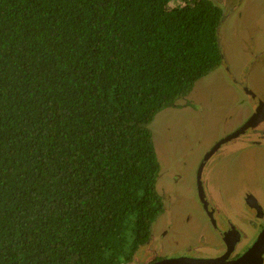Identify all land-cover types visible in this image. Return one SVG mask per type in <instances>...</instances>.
Returning a JSON list of instances; mask_svg holds the SVG:
<instances>
[{"label":"trees","instance_id":"1","mask_svg":"<svg viewBox=\"0 0 264 264\" xmlns=\"http://www.w3.org/2000/svg\"><path fill=\"white\" fill-rule=\"evenodd\" d=\"M224 17L0 0V264L133 263L165 210L150 123L224 61Z\"/></svg>","mask_w":264,"mask_h":264},{"label":"rangeland","instance_id":"2","mask_svg":"<svg viewBox=\"0 0 264 264\" xmlns=\"http://www.w3.org/2000/svg\"><path fill=\"white\" fill-rule=\"evenodd\" d=\"M214 1L226 14L219 28L224 61L196 81L183 99L158 112L150 123L161 164L158 190L167 197L166 210L156 222L151 240L166 230L157 243L162 254L171 258L182 254L190 238L197 242L203 235L208 243L219 241L197 200V164L211 146L238 128L254 110L251 106L256 102L241 90L242 84L264 100V0ZM245 60L248 65L244 69ZM213 159L203 170L202 178L214 191L220 207L228 210L229 217L239 216L241 220L245 216L246 192H251L264 208V119L221 145ZM177 173L181 177L178 182ZM177 196L179 200L175 201ZM174 212L178 215L168 218ZM183 212L190 217L181 222ZM197 244L205 249L202 243ZM140 251L137 260L144 256Z\"/></svg>","mask_w":264,"mask_h":264},{"label":"flooded vegetation","instance_id":"3","mask_svg":"<svg viewBox=\"0 0 264 264\" xmlns=\"http://www.w3.org/2000/svg\"><path fill=\"white\" fill-rule=\"evenodd\" d=\"M225 18H226V14H225ZM224 58H225V54H224ZM247 62L248 61L246 60L244 61V65H243L244 69L246 68V65H248ZM241 86H242L241 90L245 91L246 92L245 94L247 96H250L253 98V100H255L256 102L255 106H253V108L251 106V109L255 110V108L259 104V101L263 100L262 97H260L252 88L250 89L248 85L246 86L242 84ZM254 110L252 111V113L254 112ZM250 115L246 118V120L250 117ZM255 126L246 129L243 133L247 132V130L251 128H254ZM256 131L257 130H255V132ZM237 137H234L228 141L234 140ZM217 142L209 148V150L206 152V154L197 164V170L195 176V190L197 194V200L202 209V212L206 216V219L208 220L210 227L216 231V235H219V241L217 243L209 241L208 243V241H205L203 239L204 238L203 235H199L197 242L202 243L205 246L204 247L205 249H202L198 247L196 239L194 240V238H190L189 239L190 244L187 245L185 248H183V250L180 252L182 254H180L179 256H174L172 258L180 257L191 260V259H214V258L222 257L223 260L221 261V264H238V259H240L247 251L250 250V248L253 246V244L255 243L257 238L261 235L264 229V208L262 207L263 205L256 199V197L251 192H246L244 194V202L246 203L247 212L245 213V216L241 220H238L240 219L239 216H237L238 219L229 217L230 215H227L228 210H223V208L220 207L219 203H217L216 200L214 199L215 197L214 191L208 187L207 181L204 178H202L203 170L206 168L208 164H210L209 161L214 160L213 157L216 155L221 145L224 144L223 143L216 148L215 145L217 144ZM199 168H201V172L198 177ZM178 176L180 177L179 173H177V177H176L177 182L179 181ZM175 193H176L175 195H179V192H175ZM162 195L166 203L167 197L164 196V194ZM178 197L179 196L174 197V200L175 201L179 200ZM175 201H172V203H175ZM177 205L179 207V204ZM175 214L178 215L176 212H174L173 214H169L168 218L175 216ZM182 217L183 218L181 219V222H184L187 221L190 216L186 212H183ZM160 232L161 233L158 237L155 234L156 239L154 238L153 240H150L147 245L142 247L140 253H143L144 256L140 258V260H137L136 258L137 256H136L132 264H154L163 259L171 258L170 256L167 257L164 256V254H162L161 249L157 243V240L161 241L163 238L162 236L166 235V230L164 231L162 230ZM154 241L156 242L153 243ZM202 244H200V246L203 247ZM212 246H214L213 249H211ZM209 250H213V251L211 252ZM250 252H249V257H247L249 259L239 264H264V251L262 252L260 257H258L257 255L250 254Z\"/></svg>","mask_w":264,"mask_h":264},{"label":"water","instance_id":"4","mask_svg":"<svg viewBox=\"0 0 264 264\" xmlns=\"http://www.w3.org/2000/svg\"><path fill=\"white\" fill-rule=\"evenodd\" d=\"M264 119V101H259V104L255 108L254 112L250 115V117L236 130L227 134L225 137L221 138L217 144L215 145L216 148L225 143L226 141L239 136L243 133L246 129L255 126L260 121ZM201 168L198 169V177L200 175ZM251 251V252H250ZM264 251V229L261 235L257 238L253 246L247 251L240 259H238V264L248 260L249 252L250 254L257 255L260 257L262 252ZM229 252V251H228ZM222 257L214 258V259H187V258H170V259H163L158 261L154 264H221Z\"/></svg>","mask_w":264,"mask_h":264}]
</instances>
